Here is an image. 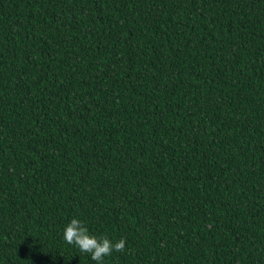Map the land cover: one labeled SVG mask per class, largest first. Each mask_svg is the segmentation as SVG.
Returning a JSON list of instances; mask_svg holds the SVG:
<instances>
[{
    "label": "trees",
    "instance_id": "16d2710c",
    "mask_svg": "<svg viewBox=\"0 0 264 264\" xmlns=\"http://www.w3.org/2000/svg\"><path fill=\"white\" fill-rule=\"evenodd\" d=\"M264 264V0H0V264Z\"/></svg>",
    "mask_w": 264,
    "mask_h": 264
},
{
    "label": "clouds",
    "instance_id": "9594fccd",
    "mask_svg": "<svg viewBox=\"0 0 264 264\" xmlns=\"http://www.w3.org/2000/svg\"><path fill=\"white\" fill-rule=\"evenodd\" d=\"M63 239L67 244L78 248L80 252L90 254V258L96 264H104V258L110 256L113 251L123 252L126 245L123 237L113 241L107 236L91 234L82 220L76 217L64 227Z\"/></svg>",
    "mask_w": 264,
    "mask_h": 264
}]
</instances>
